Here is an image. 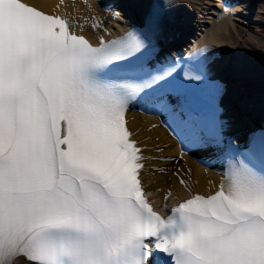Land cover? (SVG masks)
<instances>
[{
    "label": "snow or ice",
    "instance_id": "1",
    "mask_svg": "<svg viewBox=\"0 0 264 264\" xmlns=\"http://www.w3.org/2000/svg\"><path fill=\"white\" fill-rule=\"evenodd\" d=\"M153 51L142 31L94 46L59 16L0 0V264H264V168L253 151L228 156L218 190L170 215L147 199L127 111L174 81L211 86L206 49L190 70L169 60L126 75ZM193 142L223 148V122Z\"/></svg>",
    "mask_w": 264,
    "mask_h": 264
},
{
    "label": "bare ground",
    "instance_id": "2",
    "mask_svg": "<svg viewBox=\"0 0 264 264\" xmlns=\"http://www.w3.org/2000/svg\"><path fill=\"white\" fill-rule=\"evenodd\" d=\"M30 3H33L39 7L46 8L48 10H53L54 5L56 3V0H27ZM124 1V7L126 9H129V11L132 10L133 4L137 2V0H122L121 4L123 5ZM204 2V0H196L194 1L197 5H202L201 2ZM259 2V7L264 8V0H253ZM219 1L212 0L211 2H205L204 5V11L200 12L203 13L202 17H199L202 19L201 23H204L200 29V32H204L205 30L209 31V40L215 43L217 46H221L226 48L236 46V48L241 47L242 49L249 50L248 52V58L249 59H255L257 56L252 55L251 51H253L254 47L256 50V42L254 41V33L255 30L251 25H246V21L241 19V17L237 16L234 18L231 17V14L224 15L221 19L217 20L216 16L218 15V6ZM251 0H246L244 3L249 4ZM207 4V5H206ZM70 7L74 6V2H69ZM221 6V5H220ZM219 6V7H220ZM80 8H85L84 6H79ZM95 10H100L95 4H94ZM243 8L240 7L238 10L241 12ZM221 12V10H220ZM196 13V12H195ZM199 13V14H200ZM262 14V12H261ZM201 15V14H200ZM263 16V15H262ZM194 18L197 17L196 15L193 16ZM264 18V17H263ZM108 25H111V22L106 21ZM239 23V24H238ZM256 23V22H254ZM245 24L248 29L242 30V27L240 25ZM252 24V23H251ZM105 23H103L102 26H104ZM79 28L82 29V25H79ZM258 33L261 36V38L264 39V26L260 24L257 27ZM98 29V28H97ZM96 29V30H97ZM99 31V29H98ZM198 32L197 37H200L201 34ZM86 33L90 36L89 32L86 31ZM263 41V40H262ZM233 45V46H232ZM248 46H251L253 48H250ZM260 48V47H259ZM261 50V49H259ZM258 52V51H257ZM262 52V50H261ZM260 58V57H259ZM258 64V63H257ZM259 68L261 71L259 72V82L258 86L261 85L260 88L256 90L254 87L251 86L250 83H248V86L251 87V90L255 92V94H259L263 91L264 95V87L262 86L261 80H264V62L259 64ZM237 82H233L234 87L237 86V93H236V105L237 110L239 112V119L245 120L246 117L251 119V115L245 113L244 109V98L247 95V91L244 93L240 91V84L237 85ZM257 85V84H256ZM246 88V87H245ZM258 96V95H257ZM264 98V96H263ZM261 97V100L263 99ZM260 99V98H259ZM258 99V100H259ZM159 114L155 110V108L152 106L150 108V111H145L143 113H140L137 110H132L129 114L130 119V126L134 131H136L137 136H139V139L146 138V141H144V144H148L150 147L148 151L151 152L150 156V162L149 167L144 172L145 180L149 184L148 187L151 190H154V196L158 198V202H164V199L172 202L175 199H179L181 197H185L188 195L187 190L184 188L183 185H181L180 181H189V177L192 176L193 179L188 182V187L197 191H202L206 187H212L213 181L218 180V175L213 173L212 171H206L199 163L191 157L190 155L184 154V158L178 163L176 159L169 158L168 160H165V157L169 156H176L181 151L180 145L178 142L174 139H172L169 135L167 130L161 127V125L156 126L155 128H151L150 126L154 123H158L159 120ZM157 149H160V152H156ZM159 157H164V159L160 160ZM189 170H191V173H189ZM171 188L173 191L172 196L169 199L165 198V192L167 189Z\"/></svg>",
    "mask_w": 264,
    "mask_h": 264
},
{
    "label": "rangeland",
    "instance_id": "3",
    "mask_svg": "<svg viewBox=\"0 0 264 264\" xmlns=\"http://www.w3.org/2000/svg\"><path fill=\"white\" fill-rule=\"evenodd\" d=\"M194 1H196V0H191V3H192V5L193 6H195L196 8H198V11L197 12H199V10H200V8L202 9V10H204L203 8H202V5L205 3V2H211L212 0H204V2L202 1L201 2V6H197V5H195L194 4ZM207 5V4H206ZM261 11H264V8H261L260 9ZM198 16H201V15H198ZM241 27H242V30H246V29H248L247 27H246V25H240ZM254 27H256V26H254ZM254 40L256 41V42H258L259 43V45L261 46L260 47V49H264V39H262L261 38V36L259 35V34H257V33H254ZM263 40V41H262ZM249 47V46H248ZM256 52V51H255ZM256 55H258L261 59L262 58H264V55L263 54H261V53H256Z\"/></svg>",
    "mask_w": 264,
    "mask_h": 264
}]
</instances>
